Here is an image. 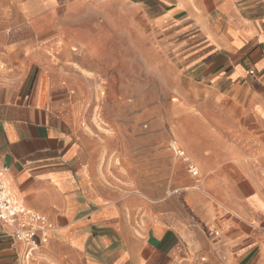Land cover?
<instances>
[{"label": "crops", "instance_id": "crops-1", "mask_svg": "<svg viewBox=\"0 0 264 264\" xmlns=\"http://www.w3.org/2000/svg\"><path fill=\"white\" fill-rule=\"evenodd\" d=\"M103 67L175 82L143 148ZM0 173L45 227L0 220V264H264V0H0Z\"/></svg>", "mask_w": 264, "mask_h": 264}, {"label": "rangeland", "instance_id": "rangeland-1", "mask_svg": "<svg viewBox=\"0 0 264 264\" xmlns=\"http://www.w3.org/2000/svg\"><path fill=\"white\" fill-rule=\"evenodd\" d=\"M84 65L87 68L93 66L91 62ZM102 70H104L103 76L99 79V83L96 82L100 94L95 96L94 101L96 106L94 110L95 121L104 128V132L116 130L122 137L121 148L123 150L131 147L143 148L145 146V141L142 140L143 135L146 132L160 131V128H155V125L158 123L160 126V119L170 109V101L177 99L173 90L175 82L172 78L162 81L153 75L148 76L140 72L127 75L125 71L122 72L120 69L117 72H110L103 67ZM184 86H186L185 83ZM180 92L188 99L191 98V91L188 88L180 90ZM144 108L151 109L152 119L143 121V124L137 126L133 132L137 142L133 144L125 136L128 126L124 122L133 116L136 119L141 117ZM161 145L167 144L161 139L155 146ZM109 146L114 148L115 143L110 141Z\"/></svg>", "mask_w": 264, "mask_h": 264}, {"label": "built area", "instance_id": "built-area-1", "mask_svg": "<svg viewBox=\"0 0 264 264\" xmlns=\"http://www.w3.org/2000/svg\"><path fill=\"white\" fill-rule=\"evenodd\" d=\"M176 154L185 157L184 151H182L181 149H177ZM190 170L194 175L197 174V171H195V169L190 168ZM26 217H28V219H26ZM0 220L6 225L8 224L15 228L13 237L26 245V247H28L26 257L29 258L30 255L39 248L37 237L39 232H42L45 227L37 230L34 226L43 221V219L31 214V212H28L24 205L16 201L8 193V191L5 189L3 179L1 178V173ZM42 240L45 242L46 238H42Z\"/></svg>", "mask_w": 264, "mask_h": 264}]
</instances>
